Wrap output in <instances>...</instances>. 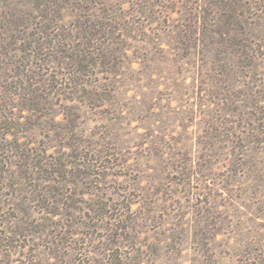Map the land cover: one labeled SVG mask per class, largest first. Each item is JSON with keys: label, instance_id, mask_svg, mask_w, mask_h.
<instances>
[{"label": "rangeland", "instance_id": "374dc122", "mask_svg": "<svg viewBox=\"0 0 264 264\" xmlns=\"http://www.w3.org/2000/svg\"><path fill=\"white\" fill-rule=\"evenodd\" d=\"M0 264H264V0H0Z\"/></svg>", "mask_w": 264, "mask_h": 264}]
</instances>
